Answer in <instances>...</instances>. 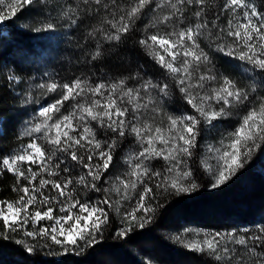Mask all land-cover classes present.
I'll list each match as a JSON object with an SVG mask.
<instances>
[{
  "label": "trees",
  "instance_id": "1",
  "mask_svg": "<svg viewBox=\"0 0 264 264\" xmlns=\"http://www.w3.org/2000/svg\"><path fill=\"white\" fill-rule=\"evenodd\" d=\"M228 2L0 0V264H264V0Z\"/></svg>",
  "mask_w": 264,
  "mask_h": 264
},
{
  "label": "rangeland",
  "instance_id": "2",
  "mask_svg": "<svg viewBox=\"0 0 264 264\" xmlns=\"http://www.w3.org/2000/svg\"><path fill=\"white\" fill-rule=\"evenodd\" d=\"M228 1H229L228 3L234 5L239 0H228ZM153 39L157 41L158 43L157 45H161V47L165 49L167 53L169 55H172L173 57V50H172L173 45H171L172 42L157 36L153 37ZM19 214H20V209L16 208L14 204H12L11 202L8 203V202L0 201V215L6 223L12 224L16 222V220L19 219L18 217ZM78 225L79 223H77L73 219L65 218L63 220L57 221V225L54 232L58 233V235L66 237V239L68 240H73L79 233L78 230H80V228Z\"/></svg>",
  "mask_w": 264,
  "mask_h": 264
}]
</instances>
